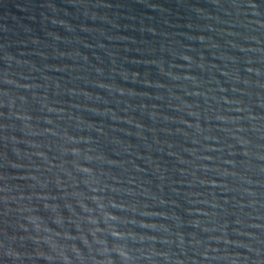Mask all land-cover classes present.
Instances as JSON below:
<instances>
[{
    "label": "water",
    "instance_id": "95a60500",
    "mask_svg": "<svg viewBox=\"0 0 264 264\" xmlns=\"http://www.w3.org/2000/svg\"><path fill=\"white\" fill-rule=\"evenodd\" d=\"M0 264H264V0H0Z\"/></svg>",
    "mask_w": 264,
    "mask_h": 264
}]
</instances>
